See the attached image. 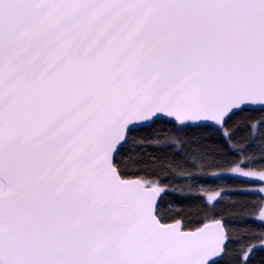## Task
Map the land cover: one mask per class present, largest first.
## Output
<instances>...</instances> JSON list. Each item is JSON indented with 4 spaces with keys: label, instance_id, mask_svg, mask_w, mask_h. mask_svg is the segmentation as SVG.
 Wrapping results in <instances>:
<instances>
[{
    "label": "snow or ice",
    "instance_id": "1",
    "mask_svg": "<svg viewBox=\"0 0 264 264\" xmlns=\"http://www.w3.org/2000/svg\"><path fill=\"white\" fill-rule=\"evenodd\" d=\"M0 264H264V0H0Z\"/></svg>",
    "mask_w": 264,
    "mask_h": 264
}]
</instances>
